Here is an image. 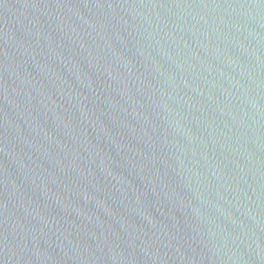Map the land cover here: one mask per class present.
<instances>
[{
    "label": "water",
    "instance_id": "1",
    "mask_svg": "<svg viewBox=\"0 0 264 264\" xmlns=\"http://www.w3.org/2000/svg\"><path fill=\"white\" fill-rule=\"evenodd\" d=\"M0 264H264V0H0Z\"/></svg>",
    "mask_w": 264,
    "mask_h": 264
}]
</instances>
